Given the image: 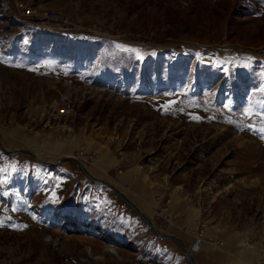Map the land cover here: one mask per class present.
I'll use <instances>...</instances> for the list:
<instances>
[{
    "label": "rangeland",
    "instance_id": "obj_1",
    "mask_svg": "<svg viewBox=\"0 0 264 264\" xmlns=\"http://www.w3.org/2000/svg\"><path fill=\"white\" fill-rule=\"evenodd\" d=\"M0 140L264 264V0H0ZM0 264L192 263L77 162L0 149Z\"/></svg>",
    "mask_w": 264,
    "mask_h": 264
},
{
    "label": "water",
    "instance_id": "obj_2",
    "mask_svg": "<svg viewBox=\"0 0 264 264\" xmlns=\"http://www.w3.org/2000/svg\"><path fill=\"white\" fill-rule=\"evenodd\" d=\"M0 149L8 156H16V155H20V154H27V155H31L32 157H34L39 163H42L43 165H47V166H53V167H56V166H59L61 165L62 163L68 161V160H72V161H75L77 162L82 168L83 170L85 171V173L91 178L93 179L94 181L98 182V183H101L103 185H106L107 187H109L111 190L115 191L122 199H124L135 211L137 214H139L149 225L150 227L158 234L160 235L161 237L163 238H166V239H172V240H175L177 242H179L186 250L187 253H190L189 254V261L190 263L192 264H198L196 261H195V258L194 256L192 255L189 247L179 238V237H176L174 235H170V234H166L164 232H162L156 225L155 223L130 199L128 198V196H126L121 190H119L117 187H115L114 185H112L111 183L109 182H106L102 179H94L93 177H91L89 175V173L87 172L86 168L82 165V163L74 158V157H68V158H64L62 160H60L59 162L57 163H48V162H44L42 161L41 159H39L37 156L33 155L32 153L28 152V151H24V150H15V151H9L7 150L1 140H0Z\"/></svg>",
    "mask_w": 264,
    "mask_h": 264
},
{
    "label": "crops",
    "instance_id": "obj_3",
    "mask_svg": "<svg viewBox=\"0 0 264 264\" xmlns=\"http://www.w3.org/2000/svg\"><path fill=\"white\" fill-rule=\"evenodd\" d=\"M143 198V197H142ZM144 200H145V198H143ZM141 203L140 201H136V203L138 204V206L140 207V208H144L143 210L149 215V216H152L153 217V215H154V213H155V211H156V209H157V206H153V208H150L148 205H146V204H143L142 206H140V204L139 203ZM145 201H143V203H144ZM155 224L156 225H158L157 227L160 229V230H163V231H165V232H168V233H171V234H174V235H177V236H179L180 237V239H182L188 246H192L193 245V241H194V239L191 237V236H189V235H187V234H185V232L183 231L184 229H183V227H184V225L186 224L185 222H179V224L177 225H166V224H164L161 220H159V219H156L155 220ZM196 246H199L198 248L200 249V251H195V252H197L196 253V256H195V258L197 259V261L198 262H200L201 264H208V262H207V259H208V257H210V256H212V255H215L216 253V251H215V249L214 248H212V247H210V246H208V244L207 245H203V246H200V244L199 245H196ZM201 252V253H200ZM217 255L219 256V254L217 253Z\"/></svg>",
    "mask_w": 264,
    "mask_h": 264
},
{
    "label": "built area",
    "instance_id": "obj_4",
    "mask_svg": "<svg viewBox=\"0 0 264 264\" xmlns=\"http://www.w3.org/2000/svg\"><path fill=\"white\" fill-rule=\"evenodd\" d=\"M21 7H23V5H21ZM28 14H31L30 11L28 12ZM44 22H37V23H33L31 24V28L35 27V26H40L41 24H43L44 26H40V27H48L47 30L49 31H58V32H69V30L65 27H62L63 25L62 24H66V21H67V18L65 16L64 13L62 12H57V11H53L50 13V15L48 14H45V17H44ZM47 23H46V22ZM24 22H27V20H24ZM51 23H57L60 26H51ZM62 110V109H61ZM60 110V114L61 115H64L67 113V109L65 110ZM200 242H198L197 244H199Z\"/></svg>",
    "mask_w": 264,
    "mask_h": 264
},
{
    "label": "bare ground",
    "instance_id": "obj_5",
    "mask_svg": "<svg viewBox=\"0 0 264 264\" xmlns=\"http://www.w3.org/2000/svg\"><path fill=\"white\" fill-rule=\"evenodd\" d=\"M88 251V250H87ZM190 251H191V249H190ZM105 252L108 254V255H110V256H114V257H116V258H118V259H120V256H119V252L116 250V249H112V248H110V247H107V248H105ZM114 252V253H113ZM191 253H192V251H191ZM188 254V257H189V254L190 253H187ZM193 255V254H192Z\"/></svg>",
    "mask_w": 264,
    "mask_h": 264
},
{
    "label": "trees",
    "instance_id": "obj_6",
    "mask_svg": "<svg viewBox=\"0 0 264 264\" xmlns=\"http://www.w3.org/2000/svg\"><path fill=\"white\" fill-rule=\"evenodd\" d=\"M34 29H38V28H34Z\"/></svg>",
    "mask_w": 264,
    "mask_h": 264
}]
</instances>
